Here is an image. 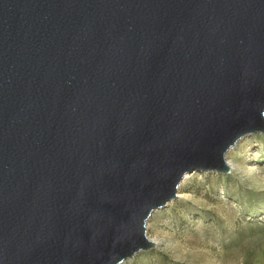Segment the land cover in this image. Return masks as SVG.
Instances as JSON below:
<instances>
[{
    "label": "water",
    "instance_id": "water-1",
    "mask_svg": "<svg viewBox=\"0 0 264 264\" xmlns=\"http://www.w3.org/2000/svg\"><path fill=\"white\" fill-rule=\"evenodd\" d=\"M264 135V0H0V264H123L186 175Z\"/></svg>",
    "mask_w": 264,
    "mask_h": 264
},
{
    "label": "rangeland",
    "instance_id": "rangeland-1",
    "mask_svg": "<svg viewBox=\"0 0 264 264\" xmlns=\"http://www.w3.org/2000/svg\"><path fill=\"white\" fill-rule=\"evenodd\" d=\"M228 160L227 174L181 182L146 225L158 244L123 264H264V135L243 138Z\"/></svg>",
    "mask_w": 264,
    "mask_h": 264
},
{
    "label": "bare ground",
    "instance_id": "bare-ground-1",
    "mask_svg": "<svg viewBox=\"0 0 264 264\" xmlns=\"http://www.w3.org/2000/svg\"><path fill=\"white\" fill-rule=\"evenodd\" d=\"M227 165L229 166L230 170H232L235 165L231 163L230 160L227 161ZM189 175H186L184 176V178L182 179V182H184L187 178H188ZM156 245L158 244V242H156L155 240H152Z\"/></svg>",
    "mask_w": 264,
    "mask_h": 264
}]
</instances>
